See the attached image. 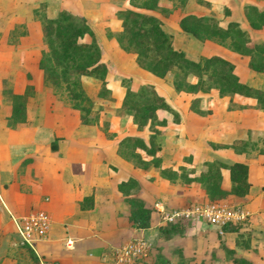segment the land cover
<instances>
[{
	"label": "crops",
	"instance_id": "1",
	"mask_svg": "<svg viewBox=\"0 0 264 264\" xmlns=\"http://www.w3.org/2000/svg\"><path fill=\"white\" fill-rule=\"evenodd\" d=\"M19 7V0H0V14L18 13ZM30 7L27 11L33 12L35 4ZM122 7H130L127 0H76L75 6L67 8L84 19L89 14L97 21ZM116 24L118 27V20ZM20 44V37L7 41L0 36V255L4 252L7 230L13 238H19L12 216L43 211L49 218L47 232L33 248L29 247L37 257L57 264H117L110 260L113 247L135 236L152 242L160 240L157 233L162 221L159 213L151 208L153 201L176 208L191 201L207 200L199 182L190 177L204 168V161L216 159L245 162L249 181L244 195L226 193L214 199L242 207L246 212L245 220L240 223L242 226L225 236L231 234L227 237L233 239L234 234L246 229L251 247L256 241L264 245V109L257 107L253 98L224 95L228 101L231 98L236 101L237 106L235 111L224 110L222 117L187 114L186 120L185 113H181V124L186 132L175 136V148L170 149L168 158L173 161V157H177L170 164L173 167L187 155L191 161L185 167H191V171L175 181L155 175L146 188L140 187L133 192L150 207L149 225L135 227L128 218L127 194L117 187V182L127 179V175L122 173L114 152L115 142L110 144L111 140L88 135L82 126L63 125L53 106L57 100H52L45 87L41 90L36 82L37 75L32 82L33 96L29 95L25 103L24 119L11 120L12 101L8 94L23 91L20 82L23 81L24 62L21 59L31 55L27 49L21 50ZM241 78L264 89V71L246 67ZM40 91L47 92L49 102L39 99ZM236 138H248L254 144L244 151L229 146L213 147L209 143L231 142ZM164 160L167 161L166 157ZM220 171L221 187L227 190V169L222 167ZM85 195H92V204L80 208L79 200ZM206 224L208 233H214L216 228ZM251 247L243 245L244 250L249 248L254 252Z\"/></svg>",
	"mask_w": 264,
	"mask_h": 264
},
{
	"label": "rangeland",
	"instance_id": "2",
	"mask_svg": "<svg viewBox=\"0 0 264 264\" xmlns=\"http://www.w3.org/2000/svg\"><path fill=\"white\" fill-rule=\"evenodd\" d=\"M249 1L255 2L259 6L264 5V0H186L182 5L176 0H158V5L155 8L146 9L140 6V0H127L131 8L151 11L158 15L161 20V27L169 35L175 48L182 50L188 57L193 59L211 53L223 55L233 63L234 71L241 80L247 67L246 56L239 55L215 41L194 38L180 28L178 20L180 16L186 13L211 14L221 24L229 19L237 20L239 25L248 31V45L250 46L254 42L264 39V26L259 29H251L246 24L242 4ZM19 2L18 13L0 14V36L5 37L7 41L20 37L21 50L25 48L31 54L30 57L21 59V62H24L22 65L24 76L23 81L20 82L23 83V91L20 93L24 94L25 103L29 95L33 96L32 82L35 80L34 76L37 75V85L40 86L41 90L45 87L52 100H57L53 106L58 110L59 120L63 125L82 126L84 132L88 135H97L103 140H111L110 144L114 141V152L116 157L119 158L122 173L127 175V179H133L136 183L129 190L124 191L127 196H137V194H134L135 191L140 187L146 188L155 175L175 181V179L180 180L183 175L191 171V167L189 169L185 167V164L191 161V158H187V155L181 157L177 163L178 166L173 167L170 164L174 163L177 157H173V161H170L171 157L168 158L170 149L175 148V136L186 132L184 124H181V113H185L186 118H184L187 120V114L193 116L195 114L206 116L210 114L214 117L215 114L223 115L224 110L227 109L236 110V101H232V98L228 101L226 95L217 97L214 89L204 93L200 91L192 93L175 89L172 82L173 71H166L164 75L160 76L141 66L137 62L136 53L131 46L125 47L123 46L125 40L123 43H119L116 39L121 26L120 19L117 16L116 19L114 18L115 11L114 14L108 13L97 21L91 19L89 14L85 16L95 38L101 44V58L112 63L113 70L106 73L104 83L97 77L80 76L85 94L90 99V105L87 112L74 108L66 100L63 93H54L52 88L44 83L43 72L38 66V59L41 51L45 49V43L41 32H39L40 17L42 15L55 16L60 9L69 10L67 7L75 6L76 0H19ZM33 3L35 4L34 11H27L29 8L31 9L30 4ZM105 8L107 11L108 7L106 5ZM27 21H29V25H27ZM115 27H117V30H115ZM187 79L194 81L195 77L188 75ZM148 83L176 111L178 120H173L172 114L168 110L157 108L154 111L157 121L150 122L149 119H146L143 123H137L136 119L133 118V109L122 104L124 90L125 87L138 90ZM5 90L6 93H9L8 88H5ZM47 95V92L40 91L39 99L49 102L47 101ZM195 96L202 97L201 105L208 111L199 113L193 108L199 107V103L193 105ZM51 103L53 102L51 101ZM183 121L185 120L183 119ZM189 121L191 123V120ZM132 134L142 137L145 141L153 136L160 145L159 155L161 160L159 165H154L151 162V157L138 148L134 149L138 157H132L129 153L121 154L117 150L119 138ZM165 157L167 161L164 160ZM135 158H141L142 160L138 161ZM155 203L158 207H155ZM223 203L237 206L226 201ZM151 208L159 213L160 221H162L160 225L169 226L170 222H176L181 227H175L173 231L165 232L162 235L157 233L160 240L158 242L151 241V250L145 259H137L122 264H247L244 259L252 260L249 264H264V245L256 241L251 247L249 245L250 237L245 233L246 229L234 234L233 239L227 237L231 234L225 236V233L235 230L236 222L239 221L231 223L227 230L222 228L221 233L217 230L214 233H208L207 222L163 220V213L170 212L175 207L167 208L164 203L158 200L152 202ZM157 208H160V211ZM241 226L242 224H238L237 227ZM7 233L8 235H5L4 238V252L0 255V264H49L50 260L48 258L37 257L19 238H13L8 230ZM243 245L254 248V252L253 249L250 251L249 248L244 250ZM258 248L262 251L258 252Z\"/></svg>",
	"mask_w": 264,
	"mask_h": 264
},
{
	"label": "trees",
	"instance_id": "3",
	"mask_svg": "<svg viewBox=\"0 0 264 264\" xmlns=\"http://www.w3.org/2000/svg\"><path fill=\"white\" fill-rule=\"evenodd\" d=\"M182 5L186 0H176ZM158 0H140V6L153 9ZM246 24L251 29L264 26V5H257L249 1L242 4ZM120 19L121 29L116 35L119 43L131 48L136 53L137 62L156 75H164L166 71H173V86L175 89L187 92H208L215 90L217 96L239 94L251 97L256 106L264 109V89L252 86L242 81L234 71L233 63L223 55L211 53L193 59L182 50L172 45L169 35L161 27V20L155 13L147 10H137L131 7H122L115 10ZM180 28L198 40H211L219 45L226 46L239 55L246 56V65L255 71H264V39L248 45L249 34L237 20L229 19L221 24L211 14L186 13L178 20ZM40 32L45 43L41 51L38 66L43 72V81L49 85L54 93H63L70 105L87 112L90 99L85 94L80 76L97 77L104 83L107 72L113 70V64L101 58L102 47L95 38L94 32L85 19L66 9H60L55 16L42 15L40 17ZM87 37V39H86ZM188 75L195 77L194 81L187 79ZM12 101L11 120L22 121L25 114V97L23 93H11ZM202 97L195 96L193 107L201 112L208 111L201 105ZM122 104L133 109V118L137 123L146 119L157 121V108L168 110L173 120H178L176 111L170 107L164 97L157 93L151 84H144L138 90L125 87ZM164 122V121H163ZM213 147H232L234 150L246 151L254 142L248 138H236L231 142H209ZM138 148L151 157L154 165L160 164V145L153 136L145 141L138 135H124L117 141V150L121 154L135 156L134 149ZM140 160L141 158H135ZM142 160V159H141ZM204 168L194 173L190 180L199 182L204 189L207 200H214L226 193L242 196L249 188L247 179V164L243 161L213 160L204 161ZM228 173L229 188L221 187V168ZM136 183L133 179L117 182L119 190H129ZM131 225L146 227L149 225L150 208L137 196H127ZM92 204V195H85L79 200L80 208H88ZM241 221L236 222L237 226ZM231 223L224 224L227 230ZM177 225V226H176ZM235 226V227H237ZM175 227H181L176 222L169 226H158L159 235L171 232ZM234 227V228H235ZM27 245V244H26ZM28 246V245H27ZM29 247V246H28ZM137 260V259H135ZM139 260V259H138ZM249 264L250 261L244 259ZM50 264L57 262L49 261Z\"/></svg>",
	"mask_w": 264,
	"mask_h": 264
},
{
	"label": "built area",
	"instance_id": "4",
	"mask_svg": "<svg viewBox=\"0 0 264 264\" xmlns=\"http://www.w3.org/2000/svg\"><path fill=\"white\" fill-rule=\"evenodd\" d=\"M155 207L157 203H155ZM160 211V208H157ZM242 207L231 206L216 200H198L185 203L170 212L163 213V220H199L213 225L217 232L222 226L245 218ZM15 229L21 242L33 248L36 241L45 237L49 218L43 211H33L20 216H12ZM69 241V240H68ZM151 241L143 236L132 237L112 248L110 260L117 264L129 263L135 259H145L151 250Z\"/></svg>",
	"mask_w": 264,
	"mask_h": 264
}]
</instances>
